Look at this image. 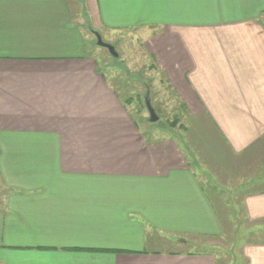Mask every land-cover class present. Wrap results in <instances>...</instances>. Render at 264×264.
Segmentation results:
<instances>
[{
    "label": "crops",
    "instance_id": "crops-1",
    "mask_svg": "<svg viewBox=\"0 0 264 264\" xmlns=\"http://www.w3.org/2000/svg\"><path fill=\"white\" fill-rule=\"evenodd\" d=\"M91 27L138 31L184 138L140 124ZM199 169L248 185L240 252L264 264V0H0V264H218Z\"/></svg>",
    "mask_w": 264,
    "mask_h": 264
},
{
    "label": "rangeland",
    "instance_id": "rangeland-1",
    "mask_svg": "<svg viewBox=\"0 0 264 264\" xmlns=\"http://www.w3.org/2000/svg\"><path fill=\"white\" fill-rule=\"evenodd\" d=\"M91 31L95 37L97 30L91 27ZM137 32L126 40L122 39V36H118L117 40H109L99 32L104 41L115 46L119 55L114 56L108 48L99 45L97 37L91 42L92 51L98 57L99 64L110 82L141 125L156 136L178 134L184 138V110L164 76L158 71L155 60L143 50L142 40L136 36ZM147 90H150L152 104L159 115V119L155 122L149 119L150 114L145 103ZM198 171L204 180L208 179V191L227 227L224 239L228 248L216 247L211 251L217 255L218 264H246L240 246L244 240L253 238L255 234L249 232L251 222L247 219L242 204L243 190L245 191L248 185L244 184L241 187L228 181H218V178L213 177L214 175L205 176L204 169ZM174 246L166 244L164 247ZM186 248L190 249L189 246L179 245V249Z\"/></svg>",
    "mask_w": 264,
    "mask_h": 264
},
{
    "label": "water",
    "instance_id": "water-1",
    "mask_svg": "<svg viewBox=\"0 0 264 264\" xmlns=\"http://www.w3.org/2000/svg\"><path fill=\"white\" fill-rule=\"evenodd\" d=\"M95 34H96L97 42H98L99 45L108 48V50L114 56H118L119 55L118 51L116 50V48H115V46L113 44L104 41L102 35L98 31H96ZM145 103H146L147 109H148L149 114H150V118H149L150 121H152V122L157 121L159 119V115L157 114L156 109H155V107L152 104L150 90H147V92L145 94Z\"/></svg>",
    "mask_w": 264,
    "mask_h": 264
}]
</instances>
